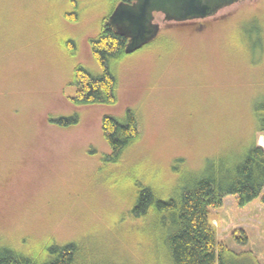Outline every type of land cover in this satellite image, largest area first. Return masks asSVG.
Segmentation results:
<instances>
[{"label": "rangeland", "instance_id": "obj_1", "mask_svg": "<svg viewBox=\"0 0 264 264\" xmlns=\"http://www.w3.org/2000/svg\"><path fill=\"white\" fill-rule=\"evenodd\" d=\"M108 9L106 0H0V169L2 176H9L2 182L10 194L6 198L0 190L1 199L6 198L0 204L11 203L10 210L20 211L17 232H55L72 239L87 235L90 242L114 254L119 248L126 257L136 239L119 244L102 233L113 198L92 180L95 160L86 154L92 145L108 151L100 132L101 114L140 108L145 120L141 153L147 157L141 170L156 173L161 181L170 177L165 170L170 158L201 165L216 141L247 137V129L238 136L235 131L241 128L238 113L264 91V60L257 63L261 51L252 56L249 42V37L259 38L264 45V31L253 27L255 16L264 22V0H242L181 26L155 14L161 40L117 64V104L75 108L67 99L74 93L72 74L79 65L99 72L86 39ZM67 17L79 21L71 23ZM211 82L226 99V133L220 139V133L216 138L193 119V107L202 102L191 100L207 96ZM216 105L208 101L203 108L210 114ZM73 110L80 113L74 127L60 129L46 121L47 113ZM256 142L264 147L263 133H256ZM263 194L264 187L244 204L226 195L222 206L208 214L217 239L235 251H251L250 264H264ZM114 211L107 219H114ZM240 233L246 244L235 239Z\"/></svg>", "mask_w": 264, "mask_h": 264}, {"label": "trees", "instance_id": "obj_2", "mask_svg": "<svg viewBox=\"0 0 264 264\" xmlns=\"http://www.w3.org/2000/svg\"><path fill=\"white\" fill-rule=\"evenodd\" d=\"M119 1L132 2L106 0L109 5L106 16L99 18L97 30L86 39L90 56L100 70L92 72L80 65L74 69L71 83L74 93L67 99L75 108H111L117 104V64L139 50L126 54L127 39L106 24L107 15ZM61 16L64 19V11ZM67 19L75 24L79 21L78 17ZM185 22L178 24L181 26ZM257 23L264 27V22L255 16L253 27L256 31H264ZM160 40L157 36L140 49L150 48ZM249 42L252 56L256 49L261 51L257 63L263 61L264 45L259 38L251 41L249 37ZM206 84L209 83L203 85ZM212 84L207 96L201 99L198 94L191 100L202 102L199 107H193L196 110L193 119L196 126L202 125L201 130L214 132L216 138L220 133V139L226 133L223 126L226 99L220 88ZM208 101L217 104L211 106L210 114L203 108ZM238 115H241V128L236 129V135L247 129L250 131L247 137L241 136L232 143H226V139L222 143L216 141L211 153L202 157L201 165H191L184 157L170 158L165 169L170 177L164 173L167 181H161L156 173L144 174L141 170L147 157L146 154L142 157L141 153L145 120L140 108L127 106L118 113H102L100 132L108 151H99L93 145L86 150V154L95 160L92 180L101 184L113 198L112 206L104 215L102 233L119 240V244L127 238L136 239L132 253L125 257L119 248H115L114 254L90 242L87 235L72 239L55 232H17L15 224L18 220L15 222V219L20 216V211L10 210L11 203L2 202L0 264H250L251 251L229 248L217 239L214 226L208 220L210 209L221 207L224 196L234 195L240 204H244L258 196L264 187V147L256 142V133L264 134V91L250 100L247 108ZM201 116L204 122L200 121ZM46 121L56 128L67 129L79 124L80 113L76 110L68 114L47 113ZM8 179L9 176H2L1 168L0 190L6 198L10 194L6 193L2 181ZM2 197L0 200L6 199ZM261 199L264 202V194ZM112 210L116 216L107 219ZM235 239L239 244H246L244 233Z\"/></svg>", "mask_w": 264, "mask_h": 264}, {"label": "water", "instance_id": "obj_3", "mask_svg": "<svg viewBox=\"0 0 264 264\" xmlns=\"http://www.w3.org/2000/svg\"><path fill=\"white\" fill-rule=\"evenodd\" d=\"M240 0H132L119 1L107 16L106 24L116 34L127 39L124 52L132 53L153 40L160 25L155 14L163 20L185 22L205 19L224 6Z\"/></svg>", "mask_w": 264, "mask_h": 264}, {"label": "flooded vegetation", "instance_id": "obj_4", "mask_svg": "<svg viewBox=\"0 0 264 264\" xmlns=\"http://www.w3.org/2000/svg\"><path fill=\"white\" fill-rule=\"evenodd\" d=\"M240 1H242V0H240ZM236 3H237V2H236ZM233 4H235V3H233ZM233 4H230V5H228V6H231V5H233ZM228 6H224V7H222L221 9H223V8H225V7H228ZM221 9H220V10H221ZM217 12H219V10H218ZM217 12H216V13H217Z\"/></svg>", "mask_w": 264, "mask_h": 264}]
</instances>
